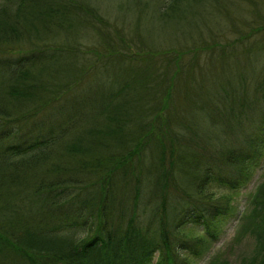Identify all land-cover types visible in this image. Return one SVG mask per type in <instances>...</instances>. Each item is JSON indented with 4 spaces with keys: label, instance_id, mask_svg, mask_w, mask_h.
Masks as SVG:
<instances>
[{
    "label": "trees",
    "instance_id": "16d2710c",
    "mask_svg": "<svg viewBox=\"0 0 264 264\" xmlns=\"http://www.w3.org/2000/svg\"><path fill=\"white\" fill-rule=\"evenodd\" d=\"M135 1L0 0V264H195L263 158L262 0ZM206 264H264V181Z\"/></svg>",
    "mask_w": 264,
    "mask_h": 264
},
{
    "label": "rangeland",
    "instance_id": "374dc122",
    "mask_svg": "<svg viewBox=\"0 0 264 264\" xmlns=\"http://www.w3.org/2000/svg\"><path fill=\"white\" fill-rule=\"evenodd\" d=\"M92 2L94 6L99 8L104 15L115 20L122 19L125 13L123 9L126 8L125 6L134 5V3H136L135 0H92ZM262 4L263 5L261 9L264 11V0H262ZM178 21L183 22L184 17H180ZM154 24L156 32L160 35H165L167 40L173 38V35L171 34L172 32H177L179 29H181V26L176 24H172L170 27H161L159 22L156 20L154 21ZM227 36H234L233 38H235V36L238 35H235L232 31H229ZM258 37H262V35L260 34ZM5 68L6 66H1L0 74ZM261 68L262 65L252 64L248 68L247 72H260ZM101 106L102 87L96 82L93 84L91 91L79 93L71 102L62 105L63 109L60 108L61 106L56 109L51 115L47 117L46 121L55 125L56 128H59L65 121L74 117L76 121L73 122V124H79L77 111L79 113L83 112L84 114H94L98 109H100ZM260 143L264 144V139H261ZM258 149L259 147H257L256 150ZM262 149L260 150L261 155L264 154V147ZM255 163L252 164L251 161H247L245 164V171L242 176L243 179L240 180V184L237 189V194L233 202L232 213L227 214L225 219L221 222V227L219 233H217V237H211L212 242L210 241V249L207 256L196 259L195 264H206L209 259V255L211 256V254L217 250L224 248L234 237L236 228L240 222V218L246 210L250 195L254 192L256 187H258L264 181V156L263 158L258 159V161ZM194 224L199 226L202 224V222L199 221ZM199 228L201 232L205 234V228L203 226H199ZM251 242L252 240H247L243 247L248 248L250 246V248H252Z\"/></svg>",
    "mask_w": 264,
    "mask_h": 264
}]
</instances>
